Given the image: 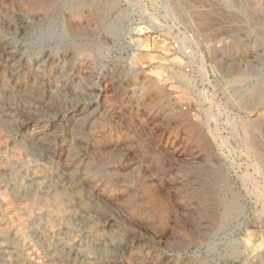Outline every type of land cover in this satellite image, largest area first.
Instances as JSON below:
<instances>
[{
    "label": "rangeland",
    "instance_id": "374dc122",
    "mask_svg": "<svg viewBox=\"0 0 264 264\" xmlns=\"http://www.w3.org/2000/svg\"><path fill=\"white\" fill-rule=\"evenodd\" d=\"M132 1L0 0V264H264V0H168L189 71Z\"/></svg>",
    "mask_w": 264,
    "mask_h": 264
},
{
    "label": "built area",
    "instance_id": "2783aa9c",
    "mask_svg": "<svg viewBox=\"0 0 264 264\" xmlns=\"http://www.w3.org/2000/svg\"><path fill=\"white\" fill-rule=\"evenodd\" d=\"M130 3L134 5L129 12L133 22V35H148L152 39H161L162 50L180 59V65L170 63L179 69L189 71L208 67L205 60H201L200 56L196 57V53H202V51L201 49L196 51L193 47L194 43L191 42L194 36L193 29L182 23L179 16L170 7L168 0H133ZM184 42L187 45L184 46ZM156 52H161V50ZM180 110L187 112L189 107L183 104Z\"/></svg>",
    "mask_w": 264,
    "mask_h": 264
},
{
    "label": "bare ground",
    "instance_id": "6f19581e",
    "mask_svg": "<svg viewBox=\"0 0 264 264\" xmlns=\"http://www.w3.org/2000/svg\"><path fill=\"white\" fill-rule=\"evenodd\" d=\"M179 79H182L183 77H185L183 74H177L176 75ZM243 80V78L241 77V76H237V77H234V78H231V79H228L226 82H228V83H232L233 85H235V84H239L241 81ZM227 86V85H226ZM232 86V85H231ZM234 121V120H233ZM231 125L230 126H232V123H230ZM258 199H260V196H258ZM264 200V199H263ZM263 200H261V201H263ZM263 203H264V201H263ZM262 206H264V205H262ZM264 208V207H263Z\"/></svg>",
    "mask_w": 264,
    "mask_h": 264
}]
</instances>
